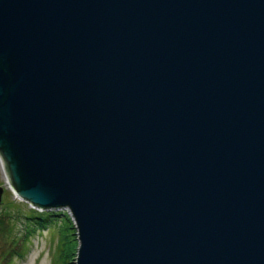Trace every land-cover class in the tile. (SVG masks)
Wrapping results in <instances>:
<instances>
[{
	"label": "water",
	"instance_id": "water-1",
	"mask_svg": "<svg viewBox=\"0 0 264 264\" xmlns=\"http://www.w3.org/2000/svg\"><path fill=\"white\" fill-rule=\"evenodd\" d=\"M0 158L75 264H264V0H0Z\"/></svg>",
	"mask_w": 264,
	"mask_h": 264
},
{
	"label": "rangeland",
	"instance_id": "rangeland-1",
	"mask_svg": "<svg viewBox=\"0 0 264 264\" xmlns=\"http://www.w3.org/2000/svg\"><path fill=\"white\" fill-rule=\"evenodd\" d=\"M0 187L3 189L0 195V216L7 206L12 210L18 207L23 213H29L32 209L28 203L19 200L4 179L0 170ZM10 211V209H8ZM41 212V211H40ZM64 212V213H63ZM66 214L69 218L70 213L66 209L60 210V216L48 218L43 216L44 222L42 229L27 234L25 221L18 218L19 222L16 227V237L18 245V255L13 258V264H75L78 248L76 229L72 222L64 217ZM27 232V233H26ZM24 235L26 241H22ZM1 245V243H0Z\"/></svg>",
	"mask_w": 264,
	"mask_h": 264
},
{
	"label": "trees",
	"instance_id": "trees-1",
	"mask_svg": "<svg viewBox=\"0 0 264 264\" xmlns=\"http://www.w3.org/2000/svg\"><path fill=\"white\" fill-rule=\"evenodd\" d=\"M12 207L7 206L6 210L0 216V264H13L14 257H20L18 255V249L15 248L17 243L16 227L19 222L18 218H23L25 221V228L27 234L42 229V223L44 222L43 216L48 218L60 216V211H43L38 212L31 210L29 213H23L18 207L17 210H12ZM10 209V211L8 210ZM64 213V212H63ZM64 217L70 221V218L64 214ZM71 222V221H70ZM27 236L24 235L22 241L27 240Z\"/></svg>",
	"mask_w": 264,
	"mask_h": 264
},
{
	"label": "bare ground",
	"instance_id": "bare-ground-1",
	"mask_svg": "<svg viewBox=\"0 0 264 264\" xmlns=\"http://www.w3.org/2000/svg\"><path fill=\"white\" fill-rule=\"evenodd\" d=\"M0 170H1V173H2V175L4 177V179L7 180V177H6V174H5V171H4V165H3V162L1 160V158H0Z\"/></svg>",
	"mask_w": 264,
	"mask_h": 264
}]
</instances>
